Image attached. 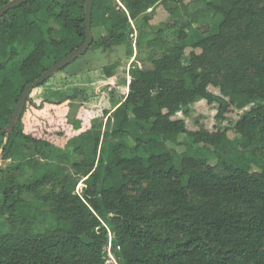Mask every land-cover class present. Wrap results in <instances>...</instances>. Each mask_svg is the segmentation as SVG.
<instances>
[{"label": "trees", "instance_id": "obj_1", "mask_svg": "<svg viewBox=\"0 0 264 264\" xmlns=\"http://www.w3.org/2000/svg\"><path fill=\"white\" fill-rule=\"evenodd\" d=\"M10 1L0 0V8ZM92 1V36L98 27L105 35L89 50L126 45L133 22L138 53L150 66H132L125 102L105 115L106 133L92 134L82 162L35 165L23 187L1 176L0 216L10 232L0 235V264H109V246L119 264H264V53L247 47L262 35L264 0H166L173 23L158 30L148 10L160 0H120L124 10L115 0ZM85 7V0H30L0 18V132L24 88L49 69L44 62L53 66L86 42ZM218 18V33L189 35L195 24ZM52 80L35 90L42 94ZM200 99L218 106L219 119L263 104L236 122L234 143L227 131L191 133L175 119ZM64 107L29 96L12 133L0 135L3 160H57L54 148L71 129ZM183 135L214 147L225 173L168 147ZM52 181L58 190L35 202L22 197ZM150 207L161 209L149 214Z\"/></svg>", "mask_w": 264, "mask_h": 264}, {"label": "rangeland", "instance_id": "obj_2", "mask_svg": "<svg viewBox=\"0 0 264 264\" xmlns=\"http://www.w3.org/2000/svg\"><path fill=\"white\" fill-rule=\"evenodd\" d=\"M115 1L117 7L124 8L120 0ZM165 1H158L148 10L149 26L154 30H158L164 24L173 23L172 15L165 7ZM194 1L196 0H171V6L178 2H182L184 5H192ZM220 22L219 18L203 20L189 30V35L192 37L212 36L218 33ZM132 33L124 46L115 47L111 51L101 49L87 51L64 70L53 76V80L49 83L48 88L42 91V94L36 90L32 92L30 98L33 101H35L36 97L45 99L46 96L54 102H64V109L66 108L65 111L71 123L69 135L61 146L54 148L60 154L57 160L50 159L48 161L36 156L31 158L16 157L8 161L3 160V148L6 145V139L4 138L0 142V179L2 176L6 183L23 187L32 182L33 175L36 172L35 165L42 168L43 165L47 164L48 169L47 162H49L72 168L74 163L82 162L85 156L89 155L94 144V140L91 138L92 134L100 131L104 135L107 129V118H105V115L109 113L108 116H110L126 100L131 82L130 70L132 66H150L149 63L141 60L143 55L140 57L138 53V30L133 22ZM104 35L105 32L101 27L93 30V38L96 40ZM247 47L256 52L264 53V28L259 40L256 43L249 44ZM191 52V49L186 50V56L183 59L185 67L189 65L188 56ZM197 53L201 52L197 51ZM52 63L53 61L48 59L43 65L51 68L52 66L50 65ZM107 67L112 68L110 73L103 72V69ZM210 90L215 94H220L216 88H210ZM262 104L261 101H256L244 109L232 108L226 115V119H219L218 106L215 104L210 105L205 100L200 99L188 109L178 113L175 119L183 120L187 130L191 133L227 131L228 136L236 143L239 141V136L236 135L233 129L236 122ZM261 143L264 146V137ZM167 144L170 149L176 150L181 155L207 158L212 167L217 168L220 173H225V169L221 164L222 160L214 156V147L203 142L195 143L186 135L179 137L177 143L168 142ZM101 146L102 141L100 149ZM232 167H236L235 164L232 163ZM259 171V168L252 167L253 173ZM84 181L85 179L81 180L77 187V192L81 195L85 187ZM54 189H59L58 181L47 183L36 193L23 190L22 197L29 202H35L38 195L47 194ZM160 209V207H150L149 214ZM5 217L0 216V235L10 232L9 226L4 221ZM42 229L46 232L45 234H50L47 233L49 231H47L48 229L45 225L42 226ZM110 238H112L111 234ZM105 258H107L109 264H119V259L111 251V246L108 247Z\"/></svg>", "mask_w": 264, "mask_h": 264}, {"label": "water", "instance_id": "obj_3", "mask_svg": "<svg viewBox=\"0 0 264 264\" xmlns=\"http://www.w3.org/2000/svg\"><path fill=\"white\" fill-rule=\"evenodd\" d=\"M30 0H12L7 5L0 8V18H2L8 11L12 10L13 8L24 4ZM86 2V35L87 39L86 42L78 48L73 53L69 54L68 56L64 57L60 61L56 62L51 68H49L46 72H44L39 79H37L34 83L27 85L23 93L20 97L19 103L15 108L9 126L0 132V135H10L12 130L14 129L17 121L19 120L24 106L29 98L30 94L39 86L45 84L50 78L55 76L58 72L65 69L69 64L77 60L79 57L84 55L90 48L91 44L93 43V36L91 33V21H92V9H93V1L92 0H85ZM1 171V169H0Z\"/></svg>", "mask_w": 264, "mask_h": 264}]
</instances>
